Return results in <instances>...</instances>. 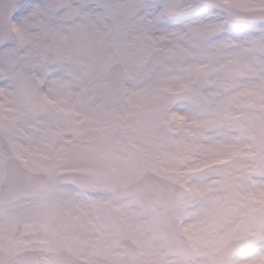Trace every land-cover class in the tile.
Here are the masks:
<instances>
[{
	"label": "snow or ice",
	"instance_id": "1",
	"mask_svg": "<svg viewBox=\"0 0 264 264\" xmlns=\"http://www.w3.org/2000/svg\"><path fill=\"white\" fill-rule=\"evenodd\" d=\"M0 264H264V0H0Z\"/></svg>",
	"mask_w": 264,
	"mask_h": 264
}]
</instances>
